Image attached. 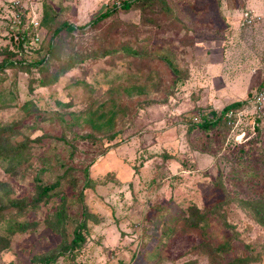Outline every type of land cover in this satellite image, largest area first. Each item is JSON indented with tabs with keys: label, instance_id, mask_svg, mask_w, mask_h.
<instances>
[{
	"label": "rangeland",
	"instance_id": "rangeland-1",
	"mask_svg": "<svg viewBox=\"0 0 264 264\" xmlns=\"http://www.w3.org/2000/svg\"><path fill=\"white\" fill-rule=\"evenodd\" d=\"M12 1L39 22L41 43L23 48V67L9 61L21 60L6 30ZM244 2L0 0V213L30 203L36 177L61 175L59 159L90 215L74 260L52 264H240L250 255L247 264H264L252 208L264 200V107L249 110L264 78V34L241 27ZM236 102L232 126L221 118L206 132L191 120L214 121ZM101 110L112 121L99 117L94 129ZM19 150L18 163L2 158ZM58 203L27 212L40 225L24 233L0 220L9 242L0 264H35L59 245L44 225ZM194 208L213 212L197 226Z\"/></svg>",
	"mask_w": 264,
	"mask_h": 264
},
{
	"label": "trees",
	"instance_id": "trees-1",
	"mask_svg": "<svg viewBox=\"0 0 264 264\" xmlns=\"http://www.w3.org/2000/svg\"><path fill=\"white\" fill-rule=\"evenodd\" d=\"M131 5L130 1H125L122 6H124V8H129ZM108 13H106L105 15H107ZM70 31H73V27L72 26H68L67 27ZM61 28H58L55 32L54 35H57L60 32ZM22 44L23 43H19L18 45H15L17 48V51L19 52V55L21 56V60H19L18 62H13L11 60H9L11 63L10 65H25V63L23 64V56L25 51L22 48ZM53 42L52 44L49 43L48 45V55H50L53 51ZM38 51V50H37ZM36 51V52H37ZM8 55L11 54L10 52L7 53ZM167 61V60H165ZM34 65H38L40 63H44L43 59H38L32 62ZM170 67L171 64L168 63ZM23 67V66H22ZM26 67V66H24ZM173 69H175V67H173ZM176 72V69L175 71ZM56 79V77H54L52 79L51 82H53ZM241 102H236L230 105H227L226 107L223 108V113H225L226 111L229 110H236L238 108H240L241 106ZM111 113L107 111H100V114L95 118L96 122H94V120H92V126L94 129H99V117L100 118H106L107 121H112L110 119ZM225 123V120H223ZM221 118L215 119L214 121H210V120H206L204 119V122L201 124H197V126H199L200 129L204 130V131H209V129H211L212 127L216 126V125H220V123H223ZM225 126V125H224ZM114 139L115 134L111 135ZM73 154V151L71 150L69 153V156H71ZM19 156H21V151H17L16 154H13L12 156H8L6 155V157H4V155H2V158L6 159V160H10L8 161V163L14 164V163H18L19 162ZM164 158H169V155H164ZM57 164L59 165V167H63L64 171L61 175H59L58 177H56V179L51 182V183H45L42 181L41 178L36 177L35 178V195L34 197L31 199L30 203L27 202H21V201H12L11 202V206L16 208V211L14 213L11 214V217H9L8 219L5 218V215L3 213H0V220L4 221V226L6 227V230L8 231V233H24L26 232L29 228H31V226H37L40 225V223H29V221H26L25 217L27 216V212L29 211H37L38 209H40L42 206H45L49 203H51L54 200H58L59 203L58 205L55 207V211L53 216L50 217H45L44 219V225L49 228L54 234L58 235L59 237H61V241L59 243V245L52 251H49L45 254L42 255H36L34 257V263L35 264H52L55 263L57 261V259L61 256L66 255L68 257V259H72L74 260L75 258V252H77L83 244H85V235L84 233L87 232L88 230V225H87V220L90 219V215H88L89 213L87 212L85 205H84V196L82 191H75L74 189V184H75V179L74 177L69 173V168H67L66 166V162L65 163H60L59 159L56 161ZM85 178L87 179V175H85ZM89 180V179H87ZM71 191V194L68 193V191L66 189H68ZM70 195V196H69ZM74 199L73 201L70 199ZM11 201V199H9L7 202ZM69 201L77 206L79 208V218H77L74 215H71V211L68 209L70 208L69 206ZM5 201L3 200L2 197H0V205H2L3 207H5ZM76 207V208H77ZM252 208L254 209V211L256 212V218L258 223L261 226H264V200H258L256 202L252 203ZM2 210H4V208H0V211L2 212ZM196 212L194 211V218L199 219L198 223L196 224L197 226H199L202 222L207 221L208 216L207 214L210 212H213V210L209 211L206 213L202 212L201 210L195 209ZM172 230V228L169 226L167 227L166 231L170 232ZM9 247V242L8 239H2L0 238V252L3 250H6ZM228 248V244L225 243L223 245L219 244L216 246L214 252H216L217 256H221L222 253L226 252ZM253 255H250V257H246L245 260L243 259H237V261L240 264H247L249 261L254 260ZM214 261H216L214 259ZM218 262V261H217ZM228 264H235V262H231Z\"/></svg>",
	"mask_w": 264,
	"mask_h": 264
},
{
	"label": "built area",
	"instance_id": "built-area-1",
	"mask_svg": "<svg viewBox=\"0 0 264 264\" xmlns=\"http://www.w3.org/2000/svg\"><path fill=\"white\" fill-rule=\"evenodd\" d=\"M12 14L10 19L7 21L6 30L8 34V40L10 45L22 44V48H26L27 45L32 43L38 45L41 43V35L38 32L39 22L29 18V8L23 6L20 1H12ZM260 20L259 16L253 15L250 11H244L242 13L240 25L241 27H249ZM250 109L253 110L252 114H257L258 111L264 107V78L258 91L252 96L250 101ZM248 107V106H247ZM240 111L229 110L222 113L223 120L229 126L235 121H238V113ZM243 115V113L241 112ZM204 119L210 120L207 117L202 119L201 115H197L191 118L195 124H201Z\"/></svg>",
	"mask_w": 264,
	"mask_h": 264
},
{
	"label": "crops",
	"instance_id": "crops-1",
	"mask_svg": "<svg viewBox=\"0 0 264 264\" xmlns=\"http://www.w3.org/2000/svg\"><path fill=\"white\" fill-rule=\"evenodd\" d=\"M244 1H245L244 6L246 8L245 10L252 12L253 15L259 16L260 20L249 27H243V28L257 29L259 30V32L263 31L264 34V0H244ZM238 27L241 28L239 25Z\"/></svg>",
	"mask_w": 264,
	"mask_h": 264
}]
</instances>
